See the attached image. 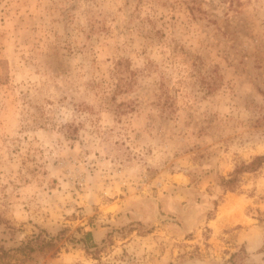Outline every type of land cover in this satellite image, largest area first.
<instances>
[{"label":"clouds","instance_id":"obj_1","mask_svg":"<svg viewBox=\"0 0 264 264\" xmlns=\"http://www.w3.org/2000/svg\"><path fill=\"white\" fill-rule=\"evenodd\" d=\"M0 264H264V0H0Z\"/></svg>","mask_w":264,"mask_h":264}]
</instances>
